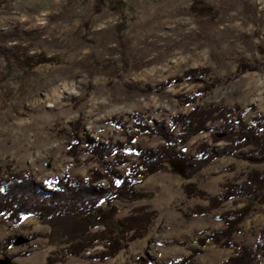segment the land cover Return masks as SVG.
Wrapping results in <instances>:
<instances>
[{"label":"rangeland","instance_id":"rangeland-1","mask_svg":"<svg viewBox=\"0 0 264 264\" xmlns=\"http://www.w3.org/2000/svg\"><path fill=\"white\" fill-rule=\"evenodd\" d=\"M202 1L216 10V19L195 16L189 10L191 0H108L117 9L108 6L99 13L94 0H0L4 172H26L45 191L65 175L88 178L97 163L87 154L74 159L69 153L72 124L78 120L82 137L100 145L125 142L135 113L149 125L167 127L171 117L186 114L195 105L239 106L247 124L255 116L264 122V0ZM18 45L29 55L43 54L56 64L21 75L1 56V51ZM242 65L251 70L240 72ZM203 68L208 72L201 81L168 86L170 79ZM208 85L214 87L202 93ZM184 99L195 103L185 104ZM205 142L217 150L226 144H214L206 132L193 137L183 152L195 157L198 145ZM136 144L154 151L164 142L147 133ZM250 149L218 158L189 180L181 176V164L135 180L137 189L151 198L121 204V214L140 205L156 211L148 235L103 263L69 257L67 264H133L142 258L170 264L190 257L199 248L197 239L210 229L223 228V213L245 204L233 199L212 213H192L197 206L206 207L224 184H240L250 171L264 169V163L247 160ZM126 150L130 163L118 168L120 173H127L137 160L134 150L128 146ZM188 184H195L208 198L187 197ZM241 227L235 241L253 247L264 228V204H256ZM9 235L14 246L0 258L27 253L11 258L12 264H43L59 249L55 234L31 216L17 227L0 216V243ZM101 250L99 246L94 251ZM233 254L232 249L208 245L192 260L222 264Z\"/></svg>","mask_w":264,"mask_h":264},{"label":"trees","instance_id":"trees-1","mask_svg":"<svg viewBox=\"0 0 264 264\" xmlns=\"http://www.w3.org/2000/svg\"><path fill=\"white\" fill-rule=\"evenodd\" d=\"M94 1L96 13L110 6L108 0ZM110 7L117 9L116 5ZM189 10L200 18L214 20L219 15L202 0H191ZM1 56L21 75L32 74L44 64H56L53 58H45L43 54L29 55V50L21 45L1 51ZM250 70L244 65L240 68V72ZM207 72L204 68L187 71L181 77L170 79L168 86L181 82L196 83ZM213 87L204 86L201 92L206 93ZM183 102L195 103L191 99H184ZM192 108L186 114L171 117L167 127L157 123L149 125L140 113H135L130 116L132 132L126 141H108L104 145L83 138L82 124L76 121L72 124L70 156L77 159L81 154H87L98 167L92 168L85 179L71 175L56 179L48 191L40 189L35 178L26 172L8 174L0 167V216L6 217L13 227L20 225L24 217L31 216L55 234L59 249L50 253L43 264H67L69 257L102 263L114 258L131 243L144 239L157 217V212L148 205L136 206L126 215L121 214V204H135L151 198L149 193L137 189L135 180L158 172L173 171L177 164H181V176L189 180L218 158L235 156L247 147H251L247 158L249 162L264 163V122L259 116L247 124L239 106L195 105ZM209 126L212 128L209 129ZM206 132L210 133L214 144L226 143L221 150L205 142L198 145L195 157L183 152L193 137ZM147 133L159 137L164 144L154 151L137 146L136 141ZM127 146L137 154V160L130 164L127 173H120L118 168L130 163ZM185 193L187 197L208 198L195 184H188ZM233 199H241L245 204L220 216L223 228L210 229L196 240L199 248L193 249L190 257L170 264H195L193 257L201 254L208 245L234 251L222 264H264V228L253 247L237 243L234 238L256 204H264V169L250 171L240 184H224L219 195L208 198L206 207L197 206L192 213L198 216L212 213ZM14 243L15 239L9 235L0 243V253L6 254ZM99 246L102 250L94 251ZM17 255H11V258ZM133 264L151 262L142 258Z\"/></svg>","mask_w":264,"mask_h":264},{"label":"water","instance_id":"water-1","mask_svg":"<svg viewBox=\"0 0 264 264\" xmlns=\"http://www.w3.org/2000/svg\"><path fill=\"white\" fill-rule=\"evenodd\" d=\"M0 264H12V259L8 256L0 258Z\"/></svg>","mask_w":264,"mask_h":264}]
</instances>
